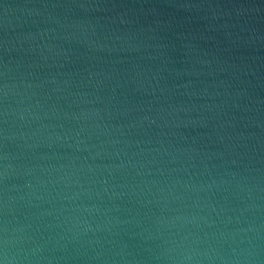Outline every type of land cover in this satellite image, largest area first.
Wrapping results in <instances>:
<instances>
[{"label": "water", "instance_id": "obj_1", "mask_svg": "<svg viewBox=\"0 0 264 264\" xmlns=\"http://www.w3.org/2000/svg\"><path fill=\"white\" fill-rule=\"evenodd\" d=\"M0 264H264V0H0Z\"/></svg>", "mask_w": 264, "mask_h": 264}]
</instances>
